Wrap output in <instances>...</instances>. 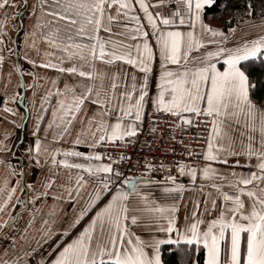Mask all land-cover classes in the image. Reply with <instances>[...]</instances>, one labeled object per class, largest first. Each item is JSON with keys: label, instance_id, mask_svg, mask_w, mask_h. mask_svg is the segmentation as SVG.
Here are the masks:
<instances>
[{"label": "snow or ice", "instance_id": "1", "mask_svg": "<svg viewBox=\"0 0 264 264\" xmlns=\"http://www.w3.org/2000/svg\"><path fill=\"white\" fill-rule=\"evenodd\" d=\"M174 2L51 0L45 7L47 0H40L41 12L51 19L45 22L38 15L33 31L26 32L25 39L32 37L29 47L36 48L38 38L47 45L40 67L79 80L72 84L66 80L60 88L58 77H39L32 71L27 73L31 82L25 83V73L15 62L11 65L17 76L15 82L13 71L0 72V119L17 128L22 123L17 124L11 117L19 116L23 121L30 116L34 121V142L24 149L29 163L35 161L39 166L43 155L55 166L58 156H62L60 165L78 170L74 183L61 187L68 200L78 203L82 199L83 203L63 225L57 241L63 246L38 264H162L161 247L165 244H185L189 252L192 246L197 252L202 248L203 264H264V102L257 104L253 99L257 88L264 87V76L251 74L256 65L264 68V14L258 20L252 19L249 3L246 12L229 16L225 24H231L233 18L237 23L225 32L204 20L205 9L214 6L216 0H181L182 8L178 6L167 14L153 11ZM227 6L226 0L222 8ZM9 7H15V0H0V48L15 56L19 52L4 39L9 20L5 9ZM35 8L33 5V13ZM60 21L65 23L61 25ZM114 22L119 32H113ZM241 27L255 35L248 38L244 33L238 37ZM23 58L36 67L35 59L26 54ZM7 59L0 54V68ZM98 63L113 67L126 64L133 71L121 69L109 74ZM153 76L155 92L150 94ZM38 79L48 82L39 105ZM29 90V104L20 113L14 105L23 103ZM154 113L169 115L174 127L191 126L193 120L197 126L205 124L207 145L199 153L186 149L188 162L180 159L156 164L145 157L141 172L125 175L120 165L131 157L123 153L114 157L107 150L97 149H107L117 141L125 147L135 143L143 131L145 115L155 131L151 125ZM77 124L72 144H85L87 152L46 143L49 130L51 143L58 144L71 135ZM42 126L44 137L39 135ZM12 137L9 128L0 129V165L5 168L0 175V210L7 209L17 188L23 191L25 187L23 165L11 162L15 155ZM196 156L202 162L192 159ZM68 157L83 162L70 164ZM229 157H244L245 162L241 164L237 159L229 165ZM216 164L227 165L231 170L221 174ZM140 165L138 159L131 167ZM173 166L181 177H189L192 187L197 177L210 182L200 185L201 190L211 189L204 195L203 209L200 201L194 200L193 211L185 215L182 224L176 216L174 196L182 194L186 185L173 174L162 179L151 175L155 171L167 173ZM236 167L249 171L237 172ZM83 173L90 179L84 180ZM54 181L50 174L42 184L43 191H36L32 198L51 194L54 201L61 199L50 193ZM153 185H166L162 191L165 198L173 197V202L161 204L142 191ZM26 187L31 190L34 186L28 183ZM84 190L86 196L82 195ZM16 202L21 203L19 198ZM9 221L0 224V228ZM47 224L45 219L42 226ZM80 225L82 228L76 231ZM141 227L149 233L147 239L133 230ZM0 264L18 261L0 258Z\"/></svg>", "mask_w": 264, "mask_h": 264}, {"label": "crops", "instance_id": "2", "mask_svg": "<svg viewBox=\"0 0 264 264\" xmlns=\"http://www.w3.org/2000/svg\"><path fill=\"white\" fill-rule=\"evenodd\" d=\"M149 2H154V0H149ZM51 3V0H47V4ZM33 5H36L35 13H33ZM138 8V6H137ZM8 14L9 20L5 25L7 36L4 39L8 42V46L14 48L19 52V55L9 56V53L0 48V54H3L7 59V62L0 68V72L7 73L8 71H13L11 68L12 63L19 65L21 71L25 73L23 76L25 83H30L32 78L27 75V73L34 71L38 74L39 77H58L57 87L62 88L65 81L67 80L70 84L76 83L79 80V77H71L68 74L58 73L54 69L43 68L39 66L41 59L43 58V52L46 49L47 45L44 41L38 38L37 47H29L32 44V37L29 36L27 40L25 39V33L33 31V25L36 24V18L39 15L42 21H48L51 19L47 16L46 13H42L40 10V0H15V7H9L5 9ZM114 11V10H113ZM153 11L162 12V8H155ZM225 18H228V10L222 15ZM258 20V18H252ZM205 22L216 27H222V20L218 17L208 16L204 18ZM65 22L60 21V24L63 25ZM223 28V27H222ZM229 28V27H228ZM227 28V29H228ZM227 29L223 31L227 32ZM113 32H119L120 28L114 22L112 25ZM244 33L248 34V38L255 35L254 31H250L247 27H241L237 31V36H243ZM101 35L107 37L108 33L102 32ZM39 37V32L37 33ZM119 39L120 37H116ZM39 49V51H37ZM54 51L53 49H49ZM27 55L30 58H33L37 61L36 67L29 64L23 57ZM65 66H68L66 63ZM98 67H103L109 74L112 72L124 71L132 72L133 69L128 65H121L117 63L113 66L99 65ZM158 68V64H157ZM138 71V70H136ZM17 79L16 73L13 71V81ZM37 83L40 87L37 89L36 93V104L39 105V97L43 94L45 89L48 87V82L45 79H38ZM155 92V76L150 83V94ZM32 95L31 90L26 92L23 103L17 102V105H14L18 108L20 113L25 112V105L29 104V97ZM52 102H55V97H53ZM261 104V103H257ZM28 110H31L29 108ZM148 111H151V106L149 102ZM90 114V113H89ZM50 116V111L48 113ZM146 116V115H145ZM14 119L17 124L22 123V127H15L12 124H9L7 121L0 119V129L4 127L9 128L13 132L12 140L14 141L15 155L12 158L13 164H22L24 168V189L23 191L20 188H17L15 194L12 197V202L7 206L6 210H0V224H3L5 221H9V217H12L4 227L0 228V258L3 259H14L18 261V264H38L42 258H48L59 251L63 244H57V241L61 239L63 225H65L70 219L73 218L74 213L79 211V205L83 203V200L80 199L79 202L73 200H68L66 198V191L61 185H70L74 183L75 177L78 170L70 169L68 167L62 166L59 164V159L63 158L58 156L57 164L53 166L50 161H46L44 156L40 157L39 166L36 165L35 161L29 163L28 157L24 155V149L31 143L34 142V137L31 135L33 131L34 121L28 116L25 117L23 121L20 120L19 116L11 117ZM145 119V117H144ZM44 123H47V118ZM77 128L72 129L71 135L65 136L58 144L51 143L52 131L48 132V140L46 143H50L52 147H60L61 149L65 148H75V150L81 152H87L89 149L85 144L73 145L72 140L75 138ZM39 135L44 137V128L43 126L39 130ZM18 141V143H16ZM207 145V142H206ZM206 147V146H205ZM69 163H78L83 162L82 160L76 157H68ZM239 159L241 164H244V157H229V165L233 164L235 160ZM215 167L221 169V174H226L231 169L227 165L216 164ZM237 172L249 171L248 168L236 167L234 169ZM5 168L3 165H0V175H3ZM54 175L55 181L51 186L50 193H56L61 197L59 200H53L51 194L47 197L41 195L33 199L36 191H43L42 184L49 177V175ZM83 177H86V180H89L87 173H83ZM178 182L184 183L186 185L182 194H175L174 199L177 202V219L179 223H183L185 215H190L193 211V201H200V209L204 207V195L205 193L211 191L210 188H204L201 190L200 185L202 183L208 184L209 181H202L199 177L195 180V187L189 185V177L183 176L178 178ZM221 183L220 181H216ZM14 183V181H13ZM28 183L33 184V189H28L26 185ZM166 185H153L147 188H143L142 191L148 192L151 196L161 204H171L173 202V197L168 196L165 198L166 194L163 193L162 189ZM76 194L73 193V196ZM83 196L87 195V190L82 192ZM17 198L21 203H17ZM0 199H3L0 196ZM13 205H15L13 207ZM54 206V207H53ZM210 207V205H209ZM52 213V214H50ZM47 219L48 224L42 226V222ZM31 221V223H29ZM85 223L87 220L84 221ZM82 228L80 225L76 231H79ZM136 234L147 239L149 233L141 228L133 229ZM46 233V234H45ZM75 235V232L72 233ZM159 236L160 233H155ZM175 236V233H173ZM71 237H69L70 239ZM66 242V241H65ZM14 245V246H13ZM5 250H7V255H4ZM33 250H35L33 252Z\"/></svg>", "mask_w": 264, "mask_h": 264}, {"label": "built area", "instance_id": "3", "mask_svg": "<svg viewBox=\"0 0 264 264\" xmlns=\"http://www.w3.org/2000/svg\"><path fill=\"white\" fill-rule=\"evenodd\" d=\"M178 6L182 8L181 0H176L174 3L165 5L162 7V12L167 14ZM151 125L155 126V131H152L149 117L146 115L142 126L143 131L138 134V139L135 143H129L125 147L117 141L115 144H109L107 149L101 147L97 150L102 152L107 150L114 157L118 153H123L125 157H131L130 161L126 160L120 167L125 171V175H137L143 170L142 162L145 157L151 159L156 164H159L161 161L169 163L180 159L188 162L189 157L184 155L186 149L190 148L193 152L199 153L206 146L207 128L203 123L197 126L196 120H193L191 126L181 125L180 127H174L173 120L169 115L154 113L151 118ZM138 159L141 162L140 167H131L137 163ZM192 159L202 162L199 156ZM166 174H173L177 176V179L180 178L174 166L167 173L161 171L151 173L157 179H162ZM83 179L86 180V177H83Z\"/></svg>", "mask_w": 264, "mask_h": 264}, {"label": "trees", "instance_id": "4", "mask_svg": "<svg viewBox=\"0 0 264 264\" xmlns=\"http://www.w3.org/2000/svg\"><path fill=\"white\" fill-rule=\"evenodd\" d=\"M226 0H216V4L205 9L204 18L208 16L218 17L222 20L223 29H227L237 23L236 19L233 18L231 24H225V21L230 15L234 13H244L248 9V4L251 3L252 7V17L258 18L260 15L264 14L262 9H264V0H227V7L222 8ZM228 10V18L223 17L224 12ZM249 17L243 16V19H248ZM253 76L257 78L264 76V68L256 65L251 72ZM253 99L256 103L264 102V87H258L256 92L253 93ZM161 258L162 264H203L204 251L201 248L198 252L195 246H192L189 252L188 246L182 245H171L165 244L161 247Z\"/></svg>", "mask_w": 264, "mask_h": 264}]
</instances>
